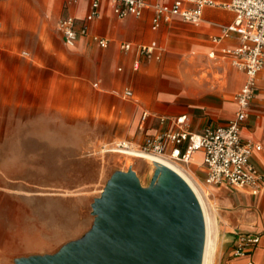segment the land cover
<instances>
[{
	"label": "crops",
	"instance_id": "obj_1",
	"mask_svg": "<svg viewBox=\"0 0 264 264\" xmlns=\"http://www.w3.org/2000/svg\"><path fill=\"white\" fill-rule=\"evenodd\" d=\"M87 10L88 0L66 5L65 0H0V133H52L59 113L61 118L91 117L125 127L136 119L143 139L172 127L171 119L180 114L186 115L192 131L225 124L235 115L234 94L245 75L224 51L240 42L236 32L222 30L233 20L232 10L207 6L196 25L174 18L152 29L151 7H144L140 16L118 18L111 1L101 0L89 32L106 37L108 45L100 47L89 34H79L74 46L66 45L58 29L60 17L75 15L79 28ZM152 40L160 47V58L140 56L134 69L136 44ZM126 41L132 44L127 50L121 47ZM115 65L123 70L115 71ZM202 68L211 70V82L201 76ZM126 89L131 94H125ZM143 111L148 113L144 121ZM58 125L69 127L71 122ZM22 126L31 129H19ZM240 136L261 144L250 161L264 172V63ZM186 167L191 179L203 181L201 150L192 152ZM210 188L214 193H231L240 204L227 216L233 220L224 219L228 236L223 264H264V185L257 194L226 184ZM239 232L259 238L244 255H232Z\"/></svg>",
	"mask_w": 264,
	"mask_h": 264
},
{
	"label": "rangeland",
	"instance_id": "obj_2",
	"mask_svg": "<svg viewBox=\"0 0 264 264\" xmlns=\"http://www.w3.org/2000/svg\"><path fill=\"white\" fill-rule=\"evenodd\" d=\"M117 66L115 71L123 70ZM210 72L202 68L200 74L211 82ZM56 115L52 133H0V264H16L20 255L54 252L81 236L93 220L91 202L114 170L132 167L143 186L153 174L151 160L116 151L125 148L119 142L140 151L144 130L135 127L136 119L125 127ZM64 121L71 125H58ZM189 173L208 219L205 264H223L228 236L224 219L233 220L227 216L240 204L231 193H214L195 178L197 185Z\"/></svg>",
	"mask_w": 264,
	"mask_h": 264
},
{
	"label": "built area",
	"instance_id": "obj_3",
	"mask_svg": "<svg viewBox=\"0 0 264 264\" xmlns=\"http://www.w3.org/2000/svg\"><path fill=\"white\" fill-rule=\"evenodd\" d=\"M77 1L65 0V5ZM100 1L88 0V10L82 17L79 28L76 26L77 17L75 15L65 14L60 17L58 29L66 45L74 46L79 34H89L100 47L108 45L106 37L89 32V22L99 15ZM110 1L112 12L118 18L129 15L140 16L144 7H151L152 29L158 28L163 22H171L174 18L196 25L201 22L203 9L207 6L222 7L233 11V20L223 25L222 30L236 32L240 40L238 45L224 49L231 63L242 70L245 75L242 85L234 94L237 103L235 115L225 124H208L200 131H192L188 128L186 115L180 114L171 119L172 127L161 128L154 133L146 134L138 147L144 153L174 163L186 174H188L186 163L192 152L201 150L205 168L202 183L205 186L226 184L247 189L251 194H257L264 185V172L250 161V155L253 151L260 150L261 144L243 140L240 136V129L247 117L257 73L264 63V0L223 2L172 0L169 3H149L146 0ZM131 46L132 44L128 41L121 43V47L125 50L130 49ZM135 48L138 57L133 61L134 69L139 66L140 56L160 58V47L155 40L149 43H138ZM125 94H131V90L126 89ZM147 115V111H143L141 120L144 121ZM159 120L162 122L165 117L161 116ZM117 145L124 146V142H119ZM258 238L256 234L239 232L231 254L244 255L253 248Z\"/></svg>",
	"mask_w": 264,
	"mask_h": 264
},
{
	"label": "water",
	"instance_id": "obj_4",
	"mask_svg": "<svg viewBox=\"0 0 264 264\" xmlns=\"http://www.w3.org/2000/svg\"><path fill=\"white\" fill-rule=\"evenodd\" d=\"M143 186L132 167L114 170L91 202L93 220L56 251L14 258L16 264H202L205 221L189 183L154 161Z\"/></svg>",
	"mask_w": 264,
	"mask_h": 264
},
{
	"label": "bare ground",
	"instance_id": "obj_5",
	"mask_svg": "<svg viewBox=\"0 0 264 264\" xmlns=\"http://www.w3.org/2000/svg\"><path fill=\"white\" fill-rule=\"evenodd\" d=\"M124 147L125 148H122V149L118 148V149H116V151H121V152L129 154L131 156L147 158V159L151 160L152 162L158 161V162L164 163V164L170 166L171 168H173L174 170H176L180 175H182L184 177V179L192 187V189L194 190V192H195V194H196V196H197V198L199 200V203L201 205L203 216H204V221H205V244H204L203 258H202V264H205V256H206V250H207V244H208V219H207V214H206V211H205V207H204L203 201H202V199H201V197H200V195L198 193V190L195 188L193 183L183 174L181 169L178 166H176L174 163H172V162H170L168 160H165V159L157 158L155 156H152L150 154L144 153L142 151L140 152L138 150H136V151L127 150V149H131V147H129L125 143H124Z\"/></svg>",
	"mask_w": 264,
	"mask_h": 264
}]
</instances>
